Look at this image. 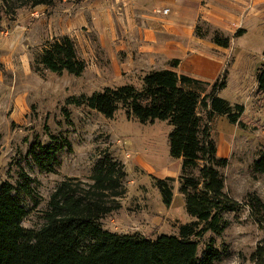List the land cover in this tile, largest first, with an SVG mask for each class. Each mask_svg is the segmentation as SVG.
I'll return each mask as SVG.
<instances>
[{"label":"rangeland","instance_id":"rangeland-1","mask_svg":"<svg viewBox=\"0 0 264 264\" xmlns=\"http://www.w3.org/2000/svg\"><path fill=\"white\" fill-rule=\"evenodd\" d=\"M54 3L50 7H20L11 15L4 13L0 2V184L10 182L14 196L28 211L20 225L38 230L44 225L43 215L55 188L72 181L86 189L92 184L95 163L109 156L125 173L124 194L117 198L119 209L100 220L102 228L151 239L176 235L180 226L195 220L186 213L179 191L182 161L169 154L171 126L161 121L140 124L127 119L124 110L107 120L85 106H64L68 97L103 91L112 77L97 45L95 1ZM239 3L237 19L228 23L231 43L226 89L218 96L231 105H244L243 127L231 125L225 117L209 118L206 110H198L201 128L214 142L217 157L228 160L219 173L224 193L238 205L223 215L227 225L222 233H206L199 242V259L208 245L219 252V260L213 264H250V255L264 240V219L249 205L255 197L264 204V174L253 170L264 152V95L257 92L256 85L257 70L264 61V0ZM202 28L209 36L213 31ZM239 29L245 34L234 38ZM70 35L78 58L88 52V44L98 60L95 65H86L78 78L43 70L37 58L55 39ZM141 78L130 85L139 87ZM195 90L208 94L210 87ZM64 107L68 119L62 113ZM65 140L71 148L58 153L54 172L35 166L29 155L32 145L59 146ZM185 175L198 178V169H189ZM153 178L173 179L169 181L173 191L170 207L163 205Z\"/></svg>","mask_w":264,"mask_h":264},{"label":"trees","instance_id":"trees-1","mask_svg":"<svg viewBox=\"0 0 264 264\" xmlns=\"http://www.w3.org/2000/svg\"><path fill=\"white\" fill-rule=\"evenodd\" d=\"M56 1L0 0L4 13L11 15L20 7H50ZM202 25L213 29L210 36L203 32ZM195 28L197 37H211L216 46L229 48L231 39L210 24L200 22ZM244 34L245 30L239 29L234 38ZM37 62L45 71L55 75L65 72L76 78L86 68V62L78 58L76 46L68 36L49 44ZM178 64L173 61L170 66L175 68ZM257 71V92L264 95V61ZM223 72L209 85L171 70L151 71L141 78L137 88L133 85L108 87L91 96L64 100V106H85L107 120L124 110L127 119H135L140 124L161 121L171 126L169 154L182 161L179 191L186 213L194 222L180 226L176 235L161 234L155 239L103 229L100 220L119 209L117 198L124 194L125 179L122 166L105 156L95 163L92 184L86 189L72 181L62 182L55 188L43 215L44 225L38 230L20 225L28 211L14 196L15 187L10 182L0 184V264H213L219 260V252L211 245L199 259V242L206 233H222L227 225L223 215L236 210L238 205L224 193L219 169L226 168L228 160L217 157L214 142L201 128L198 110H206L209 118L225 117L231 125L243 127L244 105H231L218 96L219 91L226 89V71ZM201 86L210 87V92L202 94L195 90ZM62 113L68 119L66 107ZM65 148H71L66 140L59 146L32 145L29 155L35 166L51 174L58 166V153ZM189 169H198L199 177L186 176ZM253 170L264 174V152L257 157ZM171 180L153 178L166 207H170L173 198ZM249 205L264 219V204L258 198H253ZM255 248L250 264H264V240Z\"/></svg>","mask_w":264,"mask_h":264},{"label":"crops","instance_id":"crops-1","mask_svg":"<svg viewBox=\"0 0 264 264\" xmlns=\"http://www.w3.org/2000/svg\"><path fill=\"white\" fill-rule=\"evenodd\" d=\"M94 1L97 45L112 77L105 88L166 70L211 85L227 68L228 48L216 46L211 37H197L195 26L204 22L231 36L228 23L237 19L239 0ZM86 47L81 60L93 66L98 60ZM173 61L179 62L175 68L170 66Z\"/></svg>","mask_w":264,"mask_h":264}]
</instances>
